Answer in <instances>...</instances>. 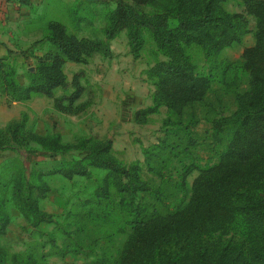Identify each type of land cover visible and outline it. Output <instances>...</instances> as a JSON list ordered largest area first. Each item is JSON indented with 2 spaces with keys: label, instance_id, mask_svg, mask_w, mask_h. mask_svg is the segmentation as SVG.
I'll return each instance as SVG.
<instances>
[{
  "label": "trees",
  "instance_id": "trees-1",
  "mask_svg": "<svg viewBox=\"0 0 264 264\" xmlns=\"http://www.w3.org/2000/svg\"><path fill=\"white\" fill-rule=\"evenodd\" d=\"M224 1L114 0L110 5L108 0H75L69 10L82 6L85 14L104 20V38L77 34L86 16L76 17L69 27L47 19L39 38L45 49L24 70L23 84L9 58L0 56V93L6 99L44 95L53 98L56 108L77 112L81 107L69 106L84 89L80 71L72 73L70 91L54 93L65 84L63 63L83 62L95 52L109 56L107 40L124 29L133 56L147 51L146 74L154 86L151 103L134 109L132 118L142 121L159 105L166 108L161 135L142 148L147 178L137 161L122 165L111 154L109 139L82 138L73 145L77 154L68 156L71 145L61 142L58 133L38 134L21 121L0 127L4 148L14 143L45 156L63 153L48 168L37 166V160L25 164L21 153L0 163V233L8 222V201L32 225L49 219L38 206L48 190L45 175L91 178L90 168L102 170L92 177L91 189L64 211L56 227L65 236L61 244L50 234L43 241L29 239L10 254L0 245V264H41L46 255L68 251L90 255L83 264H155L160 246L172 242L178 248L165 253L162 264H264V0H239L238 11L225 10ZM248 31L253 43L242 49L239 61L225 58L220 50ZM209 83L226 86L233 107L211 115L208 128L198 132L192 106ZM199 150L203 162H197ZM172 157L179 163L174 174ZM192 169L197 175L187 193L185 176ZM238 219L246 232L244 249L199 244L207 234L228 233ZM94 221L125 233L120 249L94 252L83 244L79 234ZM45 241L49 248L43 251Z\"/></svg>",
  "mask_w": 264,
  "mask_h": 264
},
{
  "label": "rangeland",
  "instance_id": "rangeland-1",
  "mask_svg": "<svg viewBox=\"0 0 264 264\" xmlns=\"http://www.w3.org/2000/svg\"><path fill=\"white\" fill-rule=\"evenodd\" d=\"M73 2L67 6L58 0H42L32 9V15H28L27 13L28 17L23 18L21 22L23 28L21 33L31 40V46L35 47L37 53L41 54L45 49L46 44L39 40V38L43 34V27L47 19L59 20L63 22L66 27H69L76 17L86 16L85 21H80V28L77 34L100 39L104 38L101 31L104 20H102L101 17L96 16L92 18V15L85 14L86 11L84 7L80 5V9L78 7L75 11L69 10ZM108 3L113 5L114 0H108ZM238 3L239 0H225L223 2V7L227 11H238L241 9V5ZM248 26L252 27L251 20ZM110 39L113 49L107 57H112L113 53L118 55L116 59L118 67L113 71V75L111 74L109 78L105 79V69L103 70V68L99 66V61L106 56L102 58V55L95 52L85 58V61H83L84 63L82 62V68L73 70V66L70 65L69 68L65 69V84L62 88L57 87L54 91L57 94L70 91L72 89L70 86L72 73L80 71L78 81L84 86V89L81 95L75 100L74 104L69 106L70 108L72 107L73 110L77 107H81L80 110H77V112H65L54 106L52 97L33 95L29 99L24 100L26 103H17L12 107L7 103V110L0 113V127L3 128L10 121H21L25 128H30L38 134H43L45 132L58 133L61 142L71 145L68 156L77 154V150L73 148V145L78 144L82 138H90L97 143H103L105 139H109L111 154L122 165L137 161L141 166L142 177L147 178L150 175L145 171L142 164V148L154 142L161 135L162 131L160 128L162 127V119L166 114V108L164 105H159L157 112L148 114L146 119L142 121L134 120L132 114L128 119L126 118L131 104L134 109H137L151 103V92L154 86L152 80L146 74L150 59L147 51L143 49L137 56H133V54L129 52L124 29ZM107 41L109 42V39ZM252 43L253 37L251 32L248 31L243 34L240 41L233 42L223 47L220 52L228 60L238 62L242 49ZM23 50L24 49L18 47L13 51L15 53L9 58V62L14 66L17 79L19 80H26L24 70L29 69V67H27L29 65L33 67L35 61V59H28V61L21 60L20 55ZM125 54L126 58L127 56L129 57L127 61H125V57H121L125 56ZM196 57L197 60L200 59L199 54H197ZM198 62L200 64L201 60ZM119 63L122 65L120 66ZM106 80L112 83L111 87L105 88L104 84L105 82L107 84ZM103 93H106L111 100L112 98H116V101L119 99L121 102H124V113H120L122 110L119 100L115 105L113 104L114 100L111 101V104H104L101 101ZM6 100L9 101L8 99ZM192 107H194L195 114L198 117L196 130L198 132H203V130L207 129L209 126L207 118L214 113H227L232 109L233 104L226 86L209 83L204 89L201 101H196ZM114 109L117 110L120 116L118 122H121L122 117H124L123 119L125 121L123 122H130L133 124L132 126L126 124L127 128L125 132H123L122 129H118V131L115 132L110 126L103 127L101 125V120L95 121V127L93 126L94 124H89V121H87V117H91L94 111H100L102 115H109L111 117L114 114ZM8 112H13L10 118L13 119L2 126L1 124L7 119L6 114H9ZM31 144V146L36 147V144ZM17 151H19V153ZM20 153L23 156L25 164L37 160V166L40 168H48L59 159L61 154H63L58 152L45 156L40 154L38 150H26L25 147L10 143L8 148H6V146L5 148L0 146V163L7 157L21 156ZM197 154L201 155L200 159L197 158V162H203L204 153L199 150ZM185 160L186 158L183 159V161ZM169 165L171 166V172L174 174V168H179L176 157H172ZM90 169L91 178L78 174L66 178L58 173L44 176L48 190L45 195L39 199L38 206L49 215V219L40 221L36 225L30 224L21 212L12 206L10 201L7 202L6 210L9 218L3 232L0 233V245L5 248L8 254L21 250L25 242L29 239L43 241L46 240L50 234L55 238L56 244H61L64 241V234L56 228L62 220L64 211L91 189L93 185L91 181L92 177L102 172V170L98 168ZM196 175V169H192L186 174L185 187L187 193ZM239 197L240 195H238L237 201ZM245 234L246 232L242 229L241 222L238 219V221L230 227L228 233L207 234L203 236L199 244L205 245L208 249L213 250H217L223 245H226L230 250L235 251L245 248ZM79 237L83 244H88L89 247L91 246L94 252L103 250L105 252L114 253L120 249L125 238V233L113 232L106 224L94 221L87 223L84 232L80 233ZM177 245L178 244L172 242L160 246L156 256L153 257L156 259L154 263L162 264L163 255L174 248H178ZM182 247L185 248L186 246L183 245ZM48 248L49 245L47 241H45L41 250L45 251ZM87 253L91 252L87 251ZM89 257L90 255L87 256L85 253L68 251L63 255H46L41 264H83Z\"/></svg>",
  "mask_w": 264,
  "mask_h": 264
},
{
  "label": "crops",
  "instance_id": "crops-1",
  "mask_svg": "<svg viewBox=\"0 0 264 264\" xmlns=\"http://www.w3.org/2000/svg\"><path fill=\"white\" fill-rule=\"evenodd\" d=\"M41 1L42 0H23V1L22 0H0V56L5 55L8 58H10L12 56V54L15 53L13 51L16 50L18 47L24 49L20 55L21 60H24V61H28V59L34 60L36 58V56L39 55V53H37L35 47L31 46V40L29 38H27L25 35H22L21 30L23 28H22L21 22L23 21V18L28 17L27 13H28V15L33 14L32 9L35 8V5L36 4L38 5ZM58 1H61L63 4L69 6L74 0H58ZM110 40L111 39H109L108 47H109V50L112 52L113 47H112V44L110 43ZM126 54H125V56H121V57H125L124 58L125 61L129 60L128 56L126 58ZM112 55L113 56L110 58L107 56L106 57L101 56L102 58L103 57L104 58L99 61V63H100L99 66H101L103 68V70L105 69L104 70L105 71V79L109 78L111 76V74L113 73V71L116 70L118 67L117 60H116L118 55L116 53H113ZM83 63L82 62H75V61H65L63 63V68H62L63 73L65 74V69L69 68L70 65L73 66V70H76L77 68H82ZM119 64H120V66L122 65L121 63H119ZM27 67H29V69H31L32 65H29ZM18 81L23 84V83H25L26 80H24V79L19 80L18 79ZM106 81H107V84H106V82L104 84L105 88L111 87L112 83L109 82L108 80H106ZM55 94H57V93H55ZM101 99H102L101 101L104 104H106V103L111 104V101L114 100L113 104L115 105L116 103H118L120 101L118 99L119 101L117 100L118 101L117 102L115 100L116 98H112V100H111V98L106 93L102 94ZM23 102H25V101H13V100L7 101L6 97L2 93H0V113L7 110V107H6L7 103L12 107L17 103L22 104ZM120 105H121V110H122V112L120 111V113H124V111H123L125 108L124 102L120 101ZM138 107H141V106H138ZM133 109H134L133 105L131 104V107L128 109V112H127V117H126L127 119L129 117H131V113H132ZM8 113L9 114H6L8 120L6 119L1 124L2 126L5 125L9 120L13 119V118L10 119L13 112H8ZM109 117H110L109 115L108 116L102 115L100 113V111H94V113H92L91 117H87V121H89L88 122L89 124L93 125L95 123V121L101 120V125L103 127H107V126L109 127L110 126L111 129L115 130V132L118 131V129H122V131L125 132L126 128H127L126 124L129 126L133 125L130 122H128V123L123 122V121H125L123 119L124 117H122L121 122H118V120L120 119L119 118L120 116L117 113L116 109H114L113 116H111L110 118ZM140 124H143V123H140ZM93 126L95 127L96 124H94Z\"/></svg>",
  "mask_w": 264,
  "mask_h": 264
}]
</instances>
